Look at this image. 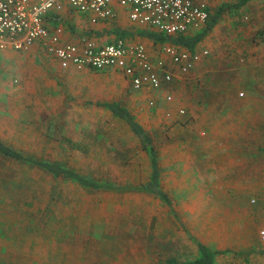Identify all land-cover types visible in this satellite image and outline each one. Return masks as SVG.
Listing matches in <instances>:
<instances>
[{
  "label": "rangeland",
  "instance_id": "obj_1",
  "mask_svg": "<svg viewBox=\"0 0 264 264\" xmlns=\"http://www.w3.org/2000/svg\"><path fill=\"white\" fill-rule=\"evenodd\" d=\"M206 1L213 15L236 0ZM249 4L260 26L253 24L255 13L226 7L198 45L209 53L162 88L160 97L172 96L159 102L163 108L150 107L146 92L122 85L120 74H59L54 61L30 50L0 55L5 143L98 181L138 185L148 173L138 140L96 105L126 94L139 104L138 120L144 124L148 113L159 124L147 127L171 199L168 205L140 190H85L0 154V264H168L169 257L196 258V242L219 252L216 264H255L264 191L260 198L244 185L238 166L252 170L261 157L264 168V0ZM247 43L259 49L255 62L243 48ZM254 64L255 73H247ZM93 81L101 86H89ZM173 108L186 109L191 121L173 123ZM256 151L262 155L255 163Z\"/></svg>",
  "mask_w": 264,
  "mask_h": 264
},
{
  "label": "built area",
  "instance_id": "obj_2",
  "mask_svg": "<svg viewBox=\"0 0 264 264\" xmlns=\"http://www.w3.org/2000/svg\"><path fill=\"white\" fill-rule=\"evenodd\" d=\"M115 4L125 8L128 19L134 24L166 36L196 31L209 17L206 0H0V50L10 48L24 52L36 44L64 69L120 70L129 79L132 90L139 92L169 86L173 81L169 64L185 75L209 53L207 49L190 51L161 44L157 58L151 61L142 43H126L118 38L100 45L87 36L69 41L64 36L62 21L51 24L52 15L61 14L64 8L92 23L112 20L116 16ZM164 100L172 101L171 94L166 93ZM148 105L155 107V101L150 99ZM185 111L178 108L175 114L182 117ZM259 239L264 246V230L260 231Z\"/></svg>",
  "mask_w": 264,
  "mask_h": 264
},
{
  "label": "trees",
  "instance_id": "obj_3",
  "mask_svg": "<svg viewBox=\"0 0 264 264\" xmlns=\"http://www.w3.org/2000/svg\"><path fill=\"white\" fill-rule=\"evenodd\" d=\"M250 1L252 0H236L234 2L221 4L217 12L213 15H210L209 13V17L206 23L200 29L193 32L182 33L173 36H166L164 34H155L147 31H140L138 33L140 35L148 36L154 41H160V42L168 41L169 43L175 45L176 47L184 48L192 51L204 39V37L207 36L212 31V29L215 27V25L217 24L220 18L221 12L226 7L229 9V11L238 12L242 7H244ZM51 19L54 24L61 21L64 22L66 21L62 16V14H54L52 15ZM67 23H69V20H67ZM70 27L72 26L70 25ZM130 29L131 28H127V30L115 29V33L118 38L124 39L130 34L131 32ZM261 32L264 33V28L261 29ZM96 105L104 108L105 110L109 111L112 116L123 121L128 126L129 130L138 139L140 143V149L148 156L150 161V173L147 182H143L138 185H119V184H115L114 182L98 181L90 177H87L84 174H81L78 171L69 168L65 165H62L60 163L25 155L21 151L5 143L1 138H0V154L11 160L21 161L34 165L40 168L41 170L51 174L55 180H62V181L72 180L85 190H100V189L140 190L145 193L151 194L155 198L170 205L171 199L166 193V191H164L162 188V184H161L162 171H161V166L159 164L158 149L153 143V138L149 135L147 130L136 120L131 110H129L128 107H126L119 101L116 100L97 101ZM185 112H186L185 115L182 117H177L175 114L176 117H174V119L176 118L180 124L186 125L191 121L192 116L188 111ZM253 201L255 202V200ZM257 245L258 246L256 247H259L260 245L259 247L260 250L261 249L264 250V247L261 244L260 239ZM196 246L198 250V255L196 258L192 260L179 261L174 257H169L166 259V262L168 264H216V255L219 253L218 251L206 246L201 242H196Z\"/></svg>",
  "mask_w": 264,
  "mask_h": 264
},
{
  "label": "crops",
  "instance_id": "obj_4",
  "mask_svg": "<svg viewBox=\"0 0 264 264\" xmlns=\"http://www.w3.org/2000/svg\"><path fill=\"white\" fill-rule=\"evenodd\" d=\"M248 4L249 3H247L243 8L245 9V11H250L252 13H255L253 24L255 25V27H258V26H260V23H261L260 22L259 15H258V10L257 9H253V7H254L253 4H251V5L250 4L248 5ZM207 7H208V4H207ZM114 8L116 10V16H115L114 19H112V20H106V21L103 20V21H99V22H95V23L90 22V20H88L84 16H79V15L71 12L67 8H64V10L62 11L61 14L64 17V19L66 20L65 22L62 21V23L65 25V31H64L65 38L67 40H69V41L70 40L71 41H74V40H78V38L81 37V36H87V37L95 40L98 44L103 45V44H107V43L114 42L116 39H118V37H117V35L115 33V29H124V30H127V28H131L130 29L131 30L130 34L127 37L124 38L125 42L126 43H136V42L142 43L146 47L147 51L149 52L151 61H154V59L157 58V56L159 54L158 48L161 46V44L162 45L163 44H171L168 41H164V42L154 41L153 39H151L148 36L140 35L138 33L140 31H147V32H150V33H155V34H162V33L158 32L155 29L148 28L146 26H139V25L134 24L133 22H131L128 19V16H127V13H126L125 8H123L121 6H118L116 4L114 5ZM67 20H69V23H67ZM51 24H54V23L51 22ZM70 25L72 27H70ZM157 45H158L157 51H154L153 48H154V46H157ZM198 45H197V47L194 50H197L198 51L199 49H201V48L198 47ZM253 45L254 44H252L251 46H253ZM251 46H250V44L247 43L246 46H243V48L247 52H249V54H251V53L253 54L254 53L252 55V58L253 59L251 61L254 60L253 62H255L257 60L256 55L258 54L259 49L256 50V46H253V48L251 49ZM29 50L30 51H33L34 53L35 52H38L39 54H41V55H43L45 57H48L49 59H51L52 61H54L56 63V65L58 66V68L61 70V71L59 70V74H68V75L69 74H76L77 76H82V75H87V74H100V75L101 74H109L111 76L113 74H120V78H121V79H119L120 80V83L122 85H126V87L128 85L130 86L129 79L126 76H124L123 73L120 70H117V69H114V68L106 69L104 71H98V70H94V69H90V68L89 69L86 68V69H82V70H76V69H73V68L64 69V68H61L59 66L58 62L54 58H52L50 56H47L39 48L38 45H36V44L33 45ZM16 52H21V51H15L13 49L7 48V49H4V50H0V55L7 56V57H11V56H14L16 54ZM24 52H27V51H24ZM166 57H168V56H166ZM168 69H169V71L172 74H180V72L178 71V69L175 66H172V65L169 64L168 65ZM251 69H249L247 73L254 74L255 71L257 70L256 64H254V67L251 68ZM250 70H251V72H250ZM100 84H101L100 81H93V85H89V86H91L93 88H97L95 85H97L98 87H100L101 86ZM113 87H115V84H113ZM161 90L162 89L157 90V91H151L150 93L149 92H146L147 95H145V96H148L147 99H146L147 102L150 99H152L158 105H161V103H163V101H165L164 100V94L165 93H162V96L161 97L159 96ZM136 99H137V97H136ZM110 100L119 101L120 103H122L123 105H125L126 107H128V109H129V107L131 105L134 107V111H131V112L132 113L134 112L133 115L135 116L136 120L147 130V132L149 133V135L153 138V143L155 144L156 148L158 149L159 164L161 166V171H162L163 161H162V158H161L162 157L161 156V153L159 151V148L157 147V143H156L155 138L153 137V134L150 133V131L148 130V127H147V126H149V127H152V129H155V128H157L159 126V124L156 121H154L153 117H151L150 115H148V113L144 114L145 115L144 119L146 118L144 124H143L142 121L138 120V116H137L138 115L137 114L138 110H137V107H138L139 104H138V102H135V103L132 102L131 103L130 102L131 100L128 98V96L126 94L122 98H118V99L117 98H114V99L111 98ZM99 101H103V100H99ZM105 101H108V100H105ZM159 102H161V103L159 104ZM161 107L163 108L162 105H161ZM152 108H155V107H152ZM173 109H175V108H173ZM129 110H131V109H129ZM157 112H158V110H157ZM151 115H156V114L151 113ZM172 122H175L176 125L179 124V121H177L176 118L174 120H172ZM127 128H128V126H127ZM128 130H129V128H128ZM130 133H131L130 134L131 135V138L138 140L131 131H130ZM138 144H139V148H140L139 141H138ZM240 154H238V155H240ZM144 155H145V157L147 159V163H148L147 178L144 181V182H147L148 179H149V173H150V161H149L148 156L145 153H144ZM254 155H255V163H256V158H258V156L259 155H262V154L260 152L256 151V152H254ZM205 156H206V152H205ZM260 158L261 157H259V160H257V163H256L259 166L257 167V165L254 164L252 170H248L247 168H245L244 166H241V165L238 166V167L241 168V171H242V174H243V178H242L243 184L245 185L246 183H249V187H252L251 188L252 190L259 192V197L262 198L263 191H264V168H263V166L261 164ZM260 164H261V166H260ZM173 167L174 168H178V166L174 162H173ZM238 181H239V179H238ZM140 183H143V182H140ZM161 184H162V188H163L162 172H161ZM163 190H164V188H163ZM262 227L264 228V226H262ZM254 243H256V242H254ZM256 249H257V247H256ZM197 255H198V253H196V257H197ZM253 258H255V260H256L255 261V264H264V250L261 249V250H259L257 252L255 250V252H253ZM188 259L189 258H187L186 260H188Z\"/></svg>",
  "mask_w": 264,
  "mask_h": 264
}]
</instances>
